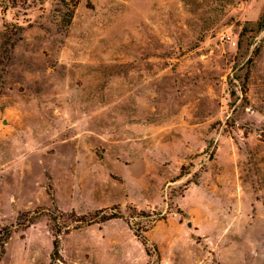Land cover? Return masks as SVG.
<instances>
[{"label":"rangeland","instance_id":"rangeland-1","mask_svg":"<svg viewBox=\"0 0 264 264\" xmlns=\"http://www.w3.org/2000/svg\"><path fill=\"white\" fill-rule=\"evenodd\" d=\"M0 245L264 264V0H0Z\"/></svg>","mask_w":264,"mask_h":264},{"label":"trees","instance_id":"trees-1","mask_svg":"<svg viewBox=\"0 0 264 264\" xmlns=\"http://www.w3.org/2000/svg\"><path fill=\"white\" fill-rule=\"evenodd\" d=\"M115 216L114 215H110V216H107V217H103L102 218V220L101 221H106V220H108V219H112V218H114ZM93 221V219H90L89 220V222H92ZM142 244L144 245L145 244V241L144 240H142ZM0 247H1V250H0V254H2L3 253V247L0 245ZM53 248L56 250V248H57V241L56 240H54V242H53ZM146 249V248H145ZM147 251V250H146Z\"/></svg>","mask_w":264,"mask_h":264}]
</instances>
